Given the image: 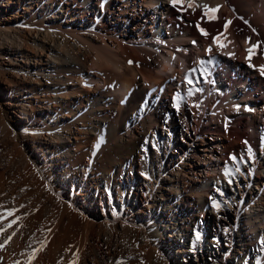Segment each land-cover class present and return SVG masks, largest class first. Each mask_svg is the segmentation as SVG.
I'll return each mask as SVG.
<instances>
[{"label":"bare ground","instance_id":"1","mask_svg":"<svg viewBox=\"0 0 264 264\" xmlns=\"http://www.w3.org/2000/svg\"><path fill=\"white\" fill-rule=\"evenodd\" d=\"M120 1V4L116 3L115 6H111L110 1L104 4L103 0H39L47 24L35 26L32 23L30 24V22H22V24L17 22V26L11 19L12 17L9 18L10 22L0 23V58H7L12 61L13 56L16 57L21 54L25 63L21 67H6L0 63V69L2 71H15L23 75L21 80L11 78V80H9V85L20 86L28 83V85L25 86L33 91L34 96L44 100V102L46 100V103L48 102L49 104L48 106L39 104L40 108H36V103L33 105L30 100L28 103H23L22 100H13V98H7L5 103L10 107L15 103L20 106L21 113H19V117L21 118H26L25 115H23L27 112L26 105L30 106V108L32 107L33 110L36 108L46 112L44 109H47V115L50 117H61L74 105L86 106V108L79 109V112H75L74 115L70 117L66 125V131L62 132L60 128L48 122L44 128V133L38 131L33 136L35 148L39 152H44L46 155L48 151L52 152V159H55V157L59 158L60 155L62 156L61 159L63 163H65L64 165H66V170L61 175L64 185L68 182L76 187L86 182L88 183V188H90V186H92L91 182L96 180L101 187L110 189L111 184L116 183L117 170L126 167L125 170L129 169L128 173L132 175L134 171H138L137 163L132 160V156H126V162H124L122 158L120 160L114 153L117 158L114 161L112 160V165H110L105 173L98 171L100 168H97L96 171H94L97 175L96 177H90L89 174L82 173L78 174L80 178H77V176L74 178V172H71V170L75 169V171L80 173V169L84 168V166L82 163L73 162L76 161L74 159L77 153L67 145L71 134H75L76 136L79 135L82 139L95 135L98 140L101 136H103L104 139L108 136L103 144V147L105 146L106 148L113 143L122 148L126 141L131 143L134 141V150L131 148L130 151L132 150L134 152L137 149V153L140 155L144 151L147 152L149 143L153 141L152 143L157 146L156 150H151V152L147 154L148 157L145 163H141L142 166H139V169L143 170L146 168V170L141 171L143 175L139 173L138 176H135L136 178L134 177L133 188L136 190H143L144 185L147 183L149 184V186L147 185V196H152L151 192L154 187L155 190L157 189L159 192L153 194L154 198L150 200L149 205L153 208H158L161 220L164 219L163 223L165 226L169 228L173 226L175 228V231H171V233L167 234L169 238H165L164 243L171 248L174 246L178 247L179 251H182L181 243L185 242L186 238L184 237L182 239L178 235L182 232V236H184V231H198L196 226H198L199 219L206 221H204L207 229L206 231H219L213 224V219L217 220L218 218L228 221V216L234 215L239 224L240 231H232V229L228 227L225 228V231H229L231 243L234 244L235 241H237L236 245H239V247L233 245V248L241 254H244L246 251L248 253H253L254 258L252 259V264H264V243H261V241H264V192L255 189L252 186V181H248L247 185L250 190L248 193L242 191V199L240 201L232 203L229 208L222 206L217 210L211 206L210 200L208 199V197H211L209 195V189L210 191L213 189L209 184V178H201L204 171L210 178L217 177V180H221L223 177L228 178L224 175V171L227 168H233L235 162H228L223 158V152L225 153L230 150L233 155L238 157L237 161L241 164L245 161V158L249 157V154L246 152L249 148L251 149L250 146L222 132L221 129L209 128L213 127L212 124H216L221 128L222 121L225 122L229 114H245V116L247 115V131H250L253 137L257 136L258 132L264 133V75L260 74L258 61H256L259 51L253 54L252 60L249 62L247 59L249 55L247 49L252 46H248V34L246 31L245 33L237 32L231 21L232 14L239 13L241 9L244 10V14L256 10L257 13H260L258 18L264 19V0H194L197 6H188L189 10L191 9L193 11L200 9L199 7L203 4L211 8H217L219 6V11L216 15L222 16V18L212 21L208 19V21H206L208 23L206 24V28L215 36L217 34V30L215 29L217 24L225 25L227 21H231L227 31L224 30L222 34L221 43L225 45L223 48L217 45L215 39L211 40L212 43L210 41L205 42V40L203 41L201 38V33L193 34L190 32V24H192V22L186 24L185 28L178 26L177 21L169 23L168 14L172 11L173 7L171 0ZM231 4L235 5L237 11L233 7L234 5ZM0 5L5 8H11L13 15L16 17L17 15L14 14L15 10L21 9L13 5L11 0H0ZM105 11L107 12L105 13ZM92 13L99 21L96 20V22L89 18V15ZM76 16L79 20H74ZM113 18H116V20L114 21ZM219 19L223 21L219 22ZM119 20L122 22L121 25L125 28V32L121 34L120 37L118 34L114 33L120 29ZM70 22H75L77 26L79 24H81V26L88 25L86 23L90 22V31H96L102 35V37H98L101 47H95V42L78 34L76 27L73 28V30L68 28L66 24ZM255 23L258 24L259 22L255 21ZM26 27H29V29H26ZM105 35L115 36L117 40L112 39L113 44L108 43ZM209 47L212 49L211 53L207 50L205 51V49H209ZM94 49H96L95 53H93ZM239 51H244V53L239 55ZM141 53L147 56L144 58L140 55ZM124 55L134 60L133 63L127 62L129 60L128 58V60L125 59V61L123 58ZM142 57L144 59H142ZM173 57H175V59H173ZM192 57H195L194 60L196 63H194ZM200 60L208 62L205 64V67L210 73L207 80L212 81L208 82L209 86H211L209 91L210 94L208 93L206 102H203L205 112L211 111V107L216 104L215 102V104H213V101L211 102V97L215 96V94L216 96L214 98L218 99L220 97V104L226 105L229 109H227L228 111L224 115H218V122H215L216 117H214L218 110L217 107H213L210 114V121H203L202 116H198V118L195 112L191 115L190 110L186 111L183 107L177 110L175 105L171 102V100H176L177 96H183L184 93L189 94L191 88L198 87L200 81L194 85H188L185 77L188 75L190 69L199 67ZM250 63L256 67L250 66ZM225 70L227 71L225 72ZM231 72H235L233 74L235 76L239 75V73H244L245 76L249 75L253 80H249V77H243L242 79L244 81L236 85L232 81L229 82L226 80V77L232 75L230 74ZM196 75L198 76V73ZM252 82H255L258 89L261 90L260 96L257 94V91H254L255 88L253 89V87H250V83ZM226 86H228V89ZM103 89L106 91H103ZM8 93L11 95L12 89L9 88ZM240 94H243L242 100L238 98ZM196 95L195 97H198ZM78 96L83 97L74 98ZM24 98L27 99V96H24ZM144 98L147 99L145 102L146 113L140 116L135 115L132 120L134 125L137 124V126L140 120V125L142 126L139 132L140 136H137L136 133L130 129L129 123H131V121L128 122L126 131L119 134L118 124L119 121H121L122 108L131 105L130 103L134 100L135 102L141 103L140 101ZM188 99L187 97L184 98L186 101ZM197 100L195 99L196 102L200 103V99ZM237 105L239 109H237ZM112 109H116L117 111L116 116L113 118L107 113V110ZM231 109L234 111H230ZM249 109H251V111H249ZM172 116L182 119H180V122H177L176 119L172 120ZM193 118L194 120H192ZM7 121L4 120L2 123V131H7L9 129L8 123L10 121ZM200 124L204 126L200 134L201 140L205 141V136H210V138L214 140L216 135H224L226 139V143H223V150L218 143L217 146L216 144H210L211 150L209 151L207 148H202V151L206 152H203V154L199 156L200 163L205 165L204 168L198 169L204 170L201 173L195 171L194 168V171L191 169V167L194 166L193 162L189 161V158L186 159V161L184 158L178 160L179 157L174 160L173 155H178L177 153L180 152L175 151L170 148V146L176 144V140L173 141V136L169 137L166 133L162 131L158 132L157 130L158 125H160L163 129L169 132L171 131V135H177L183 133L184 127L190 129L192 126L193 129L197 131ZM19 126L23 128L25 136L31 135L23 124H19ZM124 134H126V136ZM263 143L264 142H258V144L256 142L254 143L252 155H250L249 158H252L254 161L256 170L260 171V173H258V180L260 182L262 181L264 184V172H262V168L264 167ZM163 145L165 147V152H161ZM53 146H55L56 152H58L56 154L57 156H55V152L51 149ZM176 147H180V145ZM259 150L262 155L257 158L255 155ZM218 153H221V155ZM187 154H189V152ZM46 157L49 158L48 155ZM191 157L193 156L191 155L190 159ZM174 161H178V166L173 167ZM51 164H54V162ZM221 165L224 166V168ZM220 167H222L223 171H221ZM149 168H151L150 172L147 170ZM49 170L51 174L54 173L53 169L49 168ZM83 172H85V170H83ZM4 178L6 177H4V173L1 172L0 183L5 180ZM189 178L194 181H201L202 184L199 185L195 182L191 183ZM8 185L10 184L8 183L6 186L8 187ZM190 185L191 187H189ZM1 186L2 188L6 187L3 185ZM191 188H194L196 191L190 194L189 198L183 200V196H185L184 192ZM28 194L29 193H26V196ZM138 194L139 193H136V195ZM175 194L182 196L180 202L184 201L187 209L186 212H177L178 214H175L176 212L174 211V220L176 221L174 223L173 220H170L171 218H167L168 220L166 219L162 210L171 214L173 205L178 203V198L175 197ZM7 195L8 194H6V198L8 200L10 195H8V197ZM230 196L235 199V193ZM21 197L23 196H20L17 200H24ZM15 200L16 199H14L13 202ZM55 205H58V203ZM241 205L244 207V212L241 211L243 210L240 207ZM14 206H12V208H14ZM32 211L33 210H31V213ZM35 212L39 213L38 209ZM35 212L32 214L34 215ZM42 212L37 215L41 214L42 216L44 211ZM62 212L64 211L62 210ZM50 213L53 214L54 212L51 211ZM243 213H245L244 215L246 216H243ZM58 215L56 216L57 218ZM31 216L29 217L30 219ZM41 216L35 218L37 219L39 217L42 219ZM59 217H61V215H59ZM51 218L52 216L50 219ZM40 219L38 220L40 221ZM47 219L48 218H46V220ZM50 219H48L49 222L52 221ZM27 220L25 224H29ZM72 221L74 222V220ZM43 222L41 220L39 224H44L45 222ZM31 224L33 225V223ZM145 224L149 226L151 230L149 232L151 237L153 236L152 238H155L154 241L157 240L158 242L161 240V234L154 229L152 230L150 227L153 225L155 226L153 219L152 221H145ZM192 224H195L194 227ZM30 227L31 226H29V229ZM34 227L33 225V228ZM23 230L25 229L23 228ZM46 231L48 230L46 229L45 232ZM52 232L54 233V231ZM178 232L179 234H177ZM31 236L33 237L34 234ZM204 246L209 247V244L207 243ZM4 264H6V262Z\"/></svg>","mask_w":264,"mask_h":264},{"label":"rangeland","instance_id":"2","mask_svg":"<svg viewBox=\"0 0 264 264\" xmlns=\"http://www.w3.org/2000/svg\"><path fill=\"white\" fill-rule=\"evenodd\" d=\"M103 1L104 4H107V2L110 1L111 6H115L116 3L120 4L121 2L120 0H103ZM11 2L16 7L21 8L19 10L18 9L15 10L14 12V14H16L17 17L13 15L11 8H5L0 5V23L10 22L9 18L12 17L11 19L14 21V24L17 26H18L17 22H20L19 24H22V22H30V24L32 23L35 26L37 25L41 26L40 24H44V25L47 24L46 19L44 17V11L41 7L39 0H34V1L11 0ZM204 5L205 4L200 6L199 7L200 9L196 11H193L191 9L189 10L187 3L183 5L173 6L172 11H170V13L168 14L169 23L173 21H177L178 26H180L181 28H185L186 24L192 22V24H190V32H192L193 34H200L201 33L200 29L203 28L207 31L208 35L205 36L201 33L202 40L203 41L205 40V42L210 41L212 43L211 40H214V38L217 35H222L224 33L225 25L217 24L215 26V29L217 30V34L215 36L214 34L209 32L206 28L207 27L206 24H208L206 22L208 21V17L204 15ZM233 7L237 11L235 5ZM106 12L107 11H105V13ZM259 14L260 13H257L256 10L244 14V10L241 9L239 13L238 12L233 13L231 16V21L233 22L234 28H236L237 32L245 33L246 31L248 37L251 38V42H249L248 46H252L253 44L260 45V47L258 48L259 50L257 49V52L259 51V53L256 52L257 53L256 61H258V66H260V64L264 65V19L260 17L258 18ZM89 18L95 21L96 20L99 21V19H96L94 17L93 13L89 15ZM218 18H222V16L218 15ZM74 20H79V19L76 16ZM113 20L115 21L116 18H113ZM218 21L222 22L223 20L219 19ZM255 21H258L259 23L256 24ZM119 22H120L119 23L120 29L118 31H115L114 33L118 34L120 37L121 34L125 32V28L123 25H121L122 22L120 20ZM86 24L88 25L81 26V24H79L77 26L75 22H70L67 23L66 26L71 30H73V28L76 27L77 28L76 31L78 32V34L92 40L93 42H95V47L100 48L101 44L98 40V37H102V35L100 33H97L96 31H92V32L90 31L89 29L90 22H87ZM26 29H29V27H26ZM253 29H255V32L253 31ZM105 38L108 43H112V44H113L112 39L117 40L115 36H110V35H105ZM206 50H208V48H206L205 51ZM95 52L96 49L93 50V53ZM243 53L244 51L238 52L239 55H242ZM140 55L143 56L144 58L147 56L144 53L143 54L141 53ZM143 57L142 59H144ZM13 58L12 61L8 60L7 58H0V63L6 67L8 66L21 67L25 64L23 61V56L21 54L16 57L13 56ZM123 58L124 60L128 58L129 60L127 59L128 60L127 62L134 61L130 57H126V55H124ZM194 59L195 57H192V60L194 61V63H196ZM226 71L227 70H225V72ZM234 73L231 72L230 74L232 75L229 74L230 76L226 77V80L229 82L232 81L236 85H238L241 81H244L242 79L243 77L244 78L249 77V75L245 76L244 73H239V75L235 76L233 75ZM11 78L12 79L17 78L21 80L23 78V75L21 73L18 74L15 71L6 72L0 69V173L3 172L4 177L7 178V179L4 178L5 180H3L0 184L3 186H6L8 183L10 184L8 185V187L6 186L3 188L0 185L1 187L0 194L2 193L1 194L2 197L0 195V199H1L0 205L3 206L2 208H0L2 210V211L0 210V212L6 211L8 209H12V206L14 205H15L14 209H17L19 212L17 211L16 212L17 215L14 214V216H12L13 218L9 217L8 219L0 223V227H3V225L8 223L10 220L15 219L16 216H22L24 218L23 221H18L17 222L18 224L13 225L11 229H8V231L4 234V236L0 237V243H2L3 240L6 239L7 236L10 235L13 231L17 233V235L13 238V240L6 246L5 250L0 251V264H4L5 262L6 264L8 263L15 264V261L17 260H20L22 262L26 261L27 251H30L29 245H31V247H38L39 246L38 242L44 240L45 238L48 239L47 246L44 250H42L37 254V257L32 262V264H44V263L71 264L73 255L74 253H76L77 250L79 251L78 264H118V261L121 260L123 261V264H252L253 263L252 262V259L254 258L253 253H248L247 251L244 254L239 253V251L233 248L234 247L233 245L239 247V245H236L237 241H235V243L232 244L229 231H225V228L227 227L232 229V231H240L239 224L237 223V220L234 215L228 216L229 217L228 221L227 220L224 221L225 219L223 220L218 218L217 220L213 219V224L215 225L216 229H218L219 231L216 230L206 231L207 230L206 225L204 224L205 220L202 221V219H199L198 226H196V229L198 231H184L185 234L184 236H182V232L180 233V235H178L182 239L184 237L186 238L185 242L181 243L182 251L181 250L179 251L178 247L174 246L173 248H171L170 246L164 243L165 238L167 239L169 238L167 237V234L171 233V231H175V228L173 226H171L172 228L165 226L163 223L164 219L161 220V215L158 212V208L156 209L155 207L153 208L149 205L150 200L154 198L153 194L159 192L157 191V189L155 190L154 187L151 192L152 196H147V185L149 186V184L147 183L144 185L143 190H138V189L136 190L135 188H133L134 177L138 176V174L141 173V171L146 170V168L143 170L139 169V166L140 165L142 166L141 163L143 164L145 163L148 157L147 154H149L151 150L154 151L156 150L157 146L156 144L152 143L153 141L149 143V149L147 150V152L144 151L140 155L137 153V149L134 152L132 150H131L132 152L130 151L131 148H133L134 150L135 147L134 141H133L134 143L126 141L125 144L127 145V147L124 144L125 147L122 146L121 148L113 143L107 148L104 146L106 149L103 147V144L105 143L104 142L97 149L96 145L98 143V139H96L95 135H92L86 139H82V137L79 135L76 136L75 134H71V135L68 134L70 135V137H69V141L67 142V145L69 146V148L76 151L77 153V156L74 159L76 161L73 162L80 164L82 163V165L84 166V168L80 169L81 170L80 173L75 171V169L71 170V172H74L73 173L74 178H76V176L77 178H80V175L78 176V174H82V173L89 174L90 177L91 176L96 177L97 175L94 173V171H96L97 168L98 169L100 168L98 171L105 173L109 169L110 165H112L111 163L114 160H116L117 156L120 158V160L122 158L124 162H126L125 159L126 156L128 155L132 156V160H134V162L137 163V168L138 171L140 172L134 171L132 175L131 173H128L129 169L125 170L126 167L121 168V170H117L116 183H112L110 189L101 187L99 182H97L96 180H93V182H91L92 186H90V188H88V183L86 182L76 187L68 182L65 183L64 185L61 175L66 170L65 168L66 165H64L65 163H63L61 159L62 156L60 155L59 158L55 157V159H52L51 158L52 152L48 151L47 155L49 156V158L46 157L47 156L46 153L39 152L35 148L33 142V138H34L33 136L38 131L44 133V128L46 127L48 122L53 126H57L58 128H60L62 132L66 131L67 130L66 125L70 117H72L75 112L77 111L79 112V109L81 110L86 108V106L74 105L72 106L71 109H69L65 113V115L61 117L60 116L50 117L47 115L48 113L47 109H44L46 110V112L42 111V109H36V108H40L39 104L48 106L49 103L48 102L46 103V100L44 102V100L40 98L39 99L36 98L34 96L33 91L30 90L27 86H25L28 85V83L22 84L20 86H16V85L10 86L9 80H11ZM249 80H253V78L249 77ZM198 87L202 88L203 92L194 93L193 95L184 93L183 97L184 98L187 97V99L188 98L189 99L187 101L183 100L181 102L180 108L183 107V109L185 108L184 110L186 111L190 110L191 115L192 113L195 112L197 114L196 115L197 117L202 116L203 121L206 120L210 121L211 111L213 110V107H217L218 110L215 113L216 116L214 117H216L215 122H218L219 121L218 115H224L229 109L227 108L226 105L220 104L221 103L220 97L218 99L214 98L216 96L215 94V96L211 97L212 100L211 99L210 100L211 102L213 101L212 102L213 104L215 103L216 104L211 107V111L205 112L203 102H206L211 86H209L208 82H205L203 79H201L200 83H198ZM250 87H253V89L255 88L254 91H257V94L260 96L261 90L258 89L255 82L250 83ZM9 88L12 89L11 95L8 93ZM226 88L228 89V86H226ZM103 91L106 90L103 89ZM195 95L198 96L199 98L195 97ZM242 95L243 94L239 95L238 97L239 100H242ZM24 96H27L28 100L25 99ZM81 97L83 96H78L74 98L77 99ZM7 98H13V100H18V101L22 100L23 103H28V101L30 100L33 105H35L36 103L35 105L36 108H34L33 110L32 107L30 108V106L26 105L27 112L23 114L25 115L26 118H21L19 117V113H21V107L16 105V103L12 104V106L10 107L5 103V100ZM195 99L196 100L200 99L199 100L200 103L196 102ZM146 100L147 99L144 98L143 100L140 101L141 103L137 101L135 102L134 100L130 103L131 105L133 104L132 106L129 105L122 108L123 109L121 113L122 117H120L121 121H119L118 124L119 132H120L119 134H121V132L126 131V129L128 128L127 124L129 121H131V123H129L130 129L133 130V132H135L137 136H140L139 132L142 128V126L140 125V120L138 122V126L137 124L134 125L132 120L134 119L135 115L140 116L146 113V106H145ZM171 102L174 105L176 104V100H171ZM196 105H199V107H197ZM230 111H234V110L231 109ZM116 112H117L116 109L107 110V113H109L110 117L112 118L116 116ZM244 116L245 114L244 115L229 114L225 119V122L222 121V123L223 122L224 123L223 124L221 123V128L220 126L218 127V125L216 124L215 125L212 124L213 127H209V128L221 129L222 132H225L231 137L233 136L238 141L243 142L244 144L246 141L247 144L245 145L251 147V152H249L248 150L246 152L247 154H249L250 157V155H252V150L255 145L254 143L256 142L258 144V142L260 143L264 142V133L258 132L259 134L257 133V136L253 137L250 134V131H247L248 130L247 115L245 117ZM174 119H176L177 122H180V119L182 118L172 116V120ZM4 120L10 121L8 123L9 129L7 131H2L3 128L1 129ZM192 120H194V118ZM19 124H23V126H25L28 129V132L31 135L25 136V133L23 132V128H20ZM63 127L65 128V130ZM198 127L199 129L197 131L194 130L192 126L190 129L184 127L183 133L177 135H171L172 134L171 131L169 132L163 129L162 126L160 125H158L157 130L158 132L162 131L166 133L167 136L169 137L173 136L172 138L173 141L176 140V144L170 146V148L180 152L177 153L178 155H173L174 160H176L177 157H179L178 160L184 158L185 161L186 159L189 158V161L193 162V166H194L191 167V169L193 170L194 168L195 171H199L201 173L204 170H198V169L204 168L205 165L200 163L201 161L199 159V156L203 154V152H206V151H202V148L203 147L207 148L209 151L211 150L210 144L211 145L216 144L217 146L218 143L220 148L223 150V143H226V139L224 138V135H216L214 140L211 139L210 136H205L204 137L205 141H203L201 140L200 134L202 133L204 126L200 124ZM29 129L31 130V132ZM5 133L7 136L5 135ZM124 135L126 136V134ZM107 137H105L104 139L105 141L107 140L106 139ZM179 145L180 147H176ZM51 149L53 150V152H55V156H57L56 154L58 152H56L55 146H53ZM161 152H165L164 145L162 146ZM188 152L189 154H187ZM218 154L221 155V153ZM191 155L193 157H191L190 159ZM261 155L262 153L259 150V152H257L255 156L258 158L259 156L261 157ZM232 156L233 154L230 150L225 153L223 152L222 154V157L225 158L228 162H235V164L233 165V169L239 168L240 171L236 173L234 176L228 178L223 177L221 178V180H217V177L210 178V176L206 175L205 171L204 173H202L203 175L201 176L202 179L203 178L205 179V177L209 178V184L211 185V187H213L211 191L209 189V195L211 197H208V199L210 200V198H218L221 201H227V205L224 206L225 208L226 207L229 208V206H231L232 203H237L238 201H240L242 199V191H246L247 193L249 192L250 189L249 186L247 185L248 181H252V186L255 189L264 192V184L262 181L260 182L258 180V173H260V171L256 170V168L254 167L255 164L252 158L247 157L245 158L244 161L245 163L242 162L240 164L239 161L232 160L231 159ZM52 162H54V164H51ZM173 164L175 165V166L173 165V167H176L178 166L179 163L178 161H174ZM222 167L224 168V166ZM222 167H220L221 171H223ZM49 168L53 169L54 172L53 174H51ZM83 170H85V172H83ZM147 170L150 172L151 168ZM262 172H264V167L262 168ZM141 174L143 175V172ZM229 179L233 180L232 184H229L227 182ZM189 181L191 183L194 182L198 183L199 185L202 184L201 181H194L191 178H189ZM189 187H191V185ZM217 189H219L221 192L224 193L222 197L217 192ZM4 190H6L7 193ZM195 191L196 190L194 188H191L188 191L184 192L185 196H183V200L189 198L190 194H193ZM4 193L10 195L9 197L7 195L8 200L6 198V194ZM26 193L29 194L26 196ZM136 193L139 194L136 195ZM234 193H235V199L237 201L230 196L233 195ZM20 196H23L21 198L24 200L20 199L18 201L17 199L20 198ZM175 197L178 198L177 200L178 203L176 204L177 206L173 205L171 214H168L167 211L162 210L163 214L166 216V219L171 218L170 220L171 221L173 220L174 223L176 222L174 220L175 218L174 213L176 212L175 214H178L179 212H186L187 209L185 202L184 201L180 202L182 196L179 194H175ZM14 199H16L14 201L15 203L13 202ZM17 201L18 204L20 205L17 204ZM56 203H58V205H55ZM17 205L20 207H18ZM59 207L60 209L61 208L62 209L60 210ZM240 207L241 209H243L241 211L244 212L245 210L243 205H241ZM54 208L56 211L54 210ZM37 209L39 213L44 211L45 215L44 214H42V216L41 214L37 215L39 214L35 212L37 211ZM31 210H33L32 213L35 212L36 214L34 213L33 215L31 213ZM62 210L64 212H62ZM51 211H53L54 213L53 214L50 213ZM45 212L48 214H46ZM49 213L52 215H50ZM58 214L61 215V217H59ZM69 214L72 216H70ZM244 214L245 213H243V216H246ZM36 215L39 217L41 216L42 219H40L39 217L36 219L35 218L37 217ZM57 215L58 218L56 217ZM30 216L31 219L29 218ZM51 216L52 218L50 219ZM45 217L52 221L49 222L48 219L46 220ZM25 218L26 220L28 218L30 219V222L33 223V225L35 226L34 227L35 229L33 228V225L29 222V219L27 220L29 224L28 223L25 224L26 223ZM38 219H40V221ZM152 219L155 223V226L153 225L150 227L152 228V230L154 229L155 231H158L162 237L161 240H159L158 242L157 240L154 241L155 238H152L153 236L151 237L149 232L151 230L149 226L145 224V221H152ZM41 220L42 222L44 221L45 223L43 222L44 224H39ZM72 220H74V222ZM51 222L53 223V225ZM21 223L22 224L24 223L23 224L24 227H21L20 230L19 226ZM192 225L194 227L195 224ZM29 226L32 227V228L30 227V229L32 230L29 229ZM23 228L26 231L23 230ZM46 229L48 231L50 229V231L45 232ZM27 230L30 232L31 235L34 234V236L36 235L39 236L32 237ZM35 231L36 232L39 231V232L36 233ZM52 231H54V233ZM197 233L200 234V239L198 241L196 240ZM177 234H179V232ZM207 243L209 244V247L204 246ZM22 253L24 254L22 255Z\"/></svg>","mask_w":264,"mask_h":264},{"label":"snow or ice","instance_id":"3","mask_svg":"<svg viewBox=\"0 0 264 264\" xmlns=\"http://www.w3.org/2000/svg\"><path fill=\"white\" fill-rule=\"evenodd\" d=\"M171 3L173 6L176 5H183L185 3H188L189 7H196L197 5L194 3V0H171ZM219 11V6L217 8H211L208 5H204V15L208 17L209 21L212 20H216L218 19V16L216 15L217 12ZM229 24H231V21H227L225 23V31H227V28L229 26ZM201 33L205 36L208 35L207 31L203 28L200 29ZM253 31L255 32V29H253ZM215 42L217 43V45H219L221 48H223L225 45L223 43H221L222 40V35H217L215 38ZM249 42H251V38H247ZM195 43V42H193ZM260 47L259 44H253L252 47L248 48L247 51L249 53L247 59L249 60V62H251L253 54L256 53L257 49ZM209 53H211L212 49L211 47H209V49L207 50ZM173 59H175V57H173ZM129 63H133L132 61H129ZM208 63L205 60H200L199 61V67H193L192 69H190L188 75L185 77L186 83L188 85H194L196 83H198L201 79H203L205 82H212V81H208L207 77L210 75L209 70L205 67V64ZM252 67H256L255 65H251ZM259 71L261 75H264V65H260L259 66ZM199 73V75L197 76L196 74ZM203 92V89L200 87H193L189 90V95H192L194 93H200ZM184 100L183 96H177L176 97V104L175 107L177 110H179L181 102ZM197 107H199V105H196ZM237 109H239V106H236ZM249 111H251V109H249ZM104 143V137L101 136L99 137L98 143L96 145V148L98 149L100 147V145ZM245 144H247V142L245 141ZM249 152H251V149H248ZM232 160H237L238 157L233 155L231 157ZM240 170L239 168H227L224 171V175L226 177H232L234 176L236 173H238ZM229 184L233 183L232 179H229L227 181ZM217 192L219 193V195L222 197L224 195L223 192H221L219 189H217ZM210 203L211 206L217 210H219L222 206H226L227 205V201H221L218 198H210ZM3 206L0 205V208H2ZM17 209H8L6 211L0 212V223H2L4 220L8 219L9 217L14 216V214L17 212ZM23 217L21 216H16L15 219L10 220L8 223L4 224L3 227H0V237L4 236V234L8 231V229H11L13 227V225H16L18 221H22ZM20 227H24V225L21 223ZM50 231V229H49ZM17 235V233L15 231H13L10 235L7 236L6 239L3 240L2 243H0V251L5 250L6 246L13 240V238ZM200 239V234L197 233L196 234V240L198 241ZM39 246L38 247H31V245H29L30 251H27V260L22 262L20 260L15 261V264H32V262L36 259L37 254L39 252H41L42 250H44L47 246V238H45L44 240H41L38 242ZM261 243H264V241H261ZM24 253H22L23 255ZM78 259H79V251L77 250L76 253H74L73 255V259L71 261V264H78ZM118 264H123V261H118Z\"/></svg>","mask_w":264,"mask_h":264}]
</instances>
